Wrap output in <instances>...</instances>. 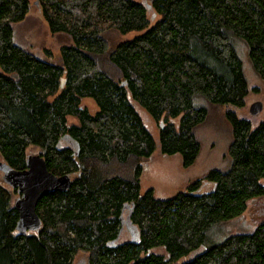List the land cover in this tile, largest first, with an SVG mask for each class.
Returning <instances> with one entry per match:
<instances>
[{
    "label": "trees",
    "instance_id": "trees-1",
    "mask_svg": "<svg viewBox=\"0 0 264 264\" xmlns=\"http://www.w3.org/2000/svg\"><path fill=\"white\" fill-rule=\"evenodd\" d=\"M34 1L68 43L56 61L38 59L13 41L30 0H0V163L22 171L35 147L72 184L42 197L41 227L27 233L16 230L17 190L0 185V264H72L79 251L87 264H262L264 223L220 241L210 233L264 196V120L252 128L235 114L249 93L236 42L264 80V0ZM205 104L226 108L229 167L170 199L141 194L156 151L195 162ZM137 106L162 121L157 141Z\"/></svg>",
    "mask_w": 264,
    "mask_h": 264
},
{
    "label": "rangeland",
    "instance_id": "rangeland-1",
    "mask_svg": "<svg viewBox=\"0 0 264 264\" xmlns=\"http://www.w3.org/2000/svg\"><path fill=\"white\" fill-rule=\"evenodd\" d=\"M151 19V13H149ZM153 22V20H151ZM13 41L16 45L29 50L40 60L56 61L59 56V49L68 40L61 35L50 33L48 26L41 15V9L34 0H30V9L24 19L13 25ZM135 33L126 36H117L116 41L122 42L133 38ZM238 54L243 65L244 74L247 80L249 93L244 99L243 106L235 109L238 118L249 121L252 128L257 127L264 120V80L260 79L252 70L247 58L246 50L239 42L235 43ZM262 102L263 110L258 115H251L249 107L254 102ZM81 107L86 108L89 113L97 111V106L92 99L84 98L80 101ZM207 116L203 124L195 130V136L200 144V149L195 162L188 168H183L181 158L178 155L167 157L156 151L152 157L143 161L142 175L140 177V192L143 194L148 189L153 190L154 197L159 200H166L184 192L191 182L203 180L211 170H225L229 167L227 150L231 142V129L224 118L226 108L205 104ZM144 125L152 135L158 139V129L161 122H155L141 108L137 106ZM75 122L69 118L68 124ZM178 125V119L173 120ZM39 151L35 147L27 149V155H36ZM0 185L5 188L11 187L3 179L0 171ZM210 185H204L209 190ZM18 198L14 195L13 199ZM264 223V196L260 199L249 202L246 211L238 218L218 225L210 233L213 240H223L229 235L251 232L258 224ZM126 237V236H125ZM124 237V238H125ZM153 253L166 257L164 248L158 247L152 250ZM199 250L182 258L179 263L191 260ZM88 254L79 251L73 259L72 264H87Z\"/></svg>",
    "mask_w": 264,
    "mask_h": 264
},
{
    "label": "water",
    "instance_id": "water-1",
    "mask_svg": "<svg viewBox=\"0 0 264 264\" xmlns=\"http://www.w3.org/2000/svg\"><path fill=\"white\" fill-rule=\"evenodd\" d=\"M36 4L37 2H35ZM64 81L63 79L62 84ZM262 110L263 104L260 101L252 103L249 107V113L253 116L258 115ZM25 166L24 170L15 171L0 163L3 179L19 194V198L15 199L13 203L18 214L16 230L19 233L39 230L41 222L36 211L38 202L47 194L67 192L72 184L70 176H56L48 171L44 159L39 154L27 155ZM262 264H264V244Z\"/></svg>",
    "mask_w": 264,
    "mask_h": 264
}]
</instances>
